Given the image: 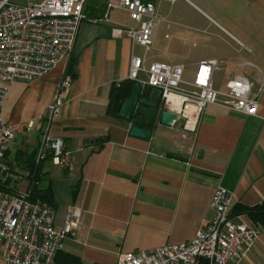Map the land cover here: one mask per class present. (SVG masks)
<instances>
[{"label": "crops", "instance_id": "crops-1", "mask_svg": "<svg viewBox=\"0 0 264 264\" xmlns=\"http://www.w3.org/2000/svg\"><path fill=\"white\" fill-rule=\"evenodd\" d=\"M90 1L85 7L88 20L79 27L69 59L71 83L58 119L49 126L45 120L40 131L26 129L29 121L46 115L69 61L33 82L14 84L2 110L15 133L4 158L13 174H26L47 130L68 146V167L42 162L38 183L40 191L50 187L56 229L68 210L77 208L81 215L75 237L63 241L54 264H68V258L80 264H116L122 254L189 242L202 223L211 220L210 202L217 187L232 194L230 216L261 205L264 0H179L173 5L180 2L188 12L179 16L178 24L169 21L170 10L163 14L161 4L166 2L153 1L165 26L158 41L155 34L153 61L146 55L145 65H181L189 79L198 62L216 60L215 90H224L236 75L261 83L263 90L255 116L208 105L194 135L157 121L147 140L130 137L110 110L114 90L134 84L127 79L131 56H143L138 51L142 48L124 33L115 34L114 28L134 23L117 9L108 10V22L94 23L114 0H95L93 5ZM168 29L173 30L172 38L165 33ZM247 61L260 74L239 67ZM237 217L254 228L247 216ZM239 264H264L263 230Z\"/></svg>", "mask_w": 264, "mask_h": 264}, {"label": "built area", "instance_id": "built-area-1", "mask_svg": "<svg viewBox=\"0 0 264 264\" xmlns=\"http://www.w3.org/2000/svg\"><path fill=\"white\" fill-rule=\"evenodd\" d=\"M161 1L172 6L179 0ZM86 3L87 0H26L19 4L0 0V185L8 183L0 190V264H54L63 241L75 237L80 226V211L72 208L66 212L62 227L56 229L53 208L39 200L31 202L29 182L5 165L4 158L15 133L2 110L14 84L30 83L60 65L66 67L79 27L88 20ZM111 9L126 12L134 23V26H116L115 34L124 33L133 45L143 50V56L130 58L128 81L160 91L159 112L173 115L171 126L178 125L183 135L196 133L200 116L208 105L243 116L257 114L262 84L236 75L225 83L224 90H215L212 80L218 70L216 60L198 62L189 79L185 78V68L181 65H145L157 28L164 21L153 2L109 1L103 16L92 22H108ZM246 51L252 56L251 51ZM239 67L252 68L260 74L252 62L241 63ZM70 83V76L63 70L46 115L29 121L27 130L40 131L45 120L49 126L58 119ZM47 160L62 169L70 161L67 144L51 137L48 130L42 134L35 163ZM231 201L232 194L217 187L210 202L213 216L202 223L191 241L122 254L116 264H239L259 232L242 218L230 216Z\"/></svg>", "mask_w": 264, "mask_h": 264}, {"label": "water", "instance_id": "water-1", "mask_svg": "<svg viewBox=\"0 0 264 264\" xmlns=\"http://www.w3.org/2000/svg\"><path fill=\"white\" fill-rule=\"evenodd\" d=\"M160 91L138 84L118 86L111 98V113L119 127L126 129L130 137L147 140L151 129L159 121L171 126L175 117L166 111L159 112Z\"/></svg>", "mask_w": 264, "mask_h": 264}, {"label": "trees", "instance_id": "trees-1", "mask_svg": "<svg viewBox=\"0 0 264 264\" xmlns=\"http://www.w3.org/2000/svg\"><path fill=\"white\" fill-rule=\"evenodd\" d=\"M143 1H155V0H143ZM66 74L70 75L72 72L70 71V61L66 68ZM42 163V162H41ZM41 163L36 164L35 160L32 161L31 166L29 170H27L26 174H23L21 177L22 179H25L29 182V199L31 202H34L36 200H39L41 202H44L54 207L52 195L50 193V187H48L46 190H39L38 189V183H39V175L41 170ZM8 184V183H7ZM5 183L4 186L0 185V190H3L5 186H7ZM239 213H233L231 217L240 215H245L248 217V220L250 221L251 225L254 227L255 230L259 232V229L264 231V202L259 205L255 206L253 208L245 209L242 208L238 211ZM68 264H80L79 261L73 258H68Z\"/></svg>", "mask_w": 264, "mask_h": 264}, {"label": "rangeland", "instance_id": "rangeland-1", "mask_svg": "<svg viewBox=\"0 0 264 264\" xmlns=\"http://www.w3.org/2000/svg\"><path fill=\"white\" fill-rule=\"evenodd\" d=\"M14 2H16V3H19V4H24L25 3V1L26 0H13ZM95 2V0H91L90 1V5H93V3ZM161 10H162V12H163V14H167V13H169V10H170V12H171V15H173V17H170L169 18V21L170 22H174V23H180L179 22V16L181 15V14H183L184 12H188V9H186L185 7H183V5L180 3V2H178V3H176L175 5H173L172 7H171V9H170V7H169V5L168 4H166V3H162L161 4ZM113 14V13H112ZM123 17V16H122ZM175 17V18H174ZM164 24L163 23H161V24H159V26H158V28H157V32H156V36H157V41L159 40V35L161 34V32H162V30H163V28H164ZM175 28V30H176V27H174ZM171 29H172V27H171ZM171 29H168V30H166L165 31V33L166 34H168V36H170L171 38H172V33H173V30H171ZM156 41V42H157ZM161 42H163V39L161 40ZM160 43V42H159ZM178 46V45H177ZM152 49V51H150V52H148V54H147V60H148V62L149 61H153V59H154V53H156V52H154L153 51V48H155V45H153L152 47H151ZM138 51H139V53H141V51H143V50H141V49H138ZM175 51H176V54H179V46H178V49H175ZM169 53H172V52H170V51H168ZM157 54H159L160 55V53H158L157 52ZM161 56H163V55H161ZM161 56H160V58H161ZM157 58V57H156ZM157 61H161L160 59H156Z\"/></svg>", "mask_w": 264, "mask_h": 264}]
</instances>
